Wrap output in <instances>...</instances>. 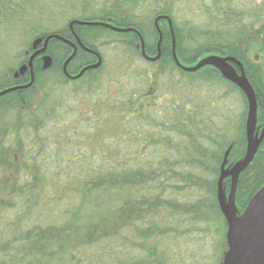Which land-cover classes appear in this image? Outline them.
<instances>
[{"label":"trees","instance_id":"1","mask_svg":"<svg viewBox=\"0 0 264 264\" xmlns=\"http://www.w3.org/2000/svg\"><path fill=\"white\" fill-rule=\"evenodd\" d=\"M0 35L21 44L0 62V264H221L218 178L244 156L247 101L212 66L180 68L172 40L185 66L241 61L259 134L264 0H0ZM49 35L50 65L29 64ZM263 183L264 136L238 213Z\"/></svg>","mask_w":264,"mask_h":264},{"label":"water","instance_id":"2","mask_svg":"<svg viewBox=\"0 0 264 264\" xmlns=\"http://www.w3.org/2000/svg\"><path fill=\"white\" fill-rule=\"evenodd\" d=\"M76 22L80 24H87V22L82 21ZM96 23L98 22H95L94 24ZM104 25L108 26V24ZM118 30L125 31L128 29ZM53 36L54 35H49L43 41L40 38L34 41V46L38 44H42V46L30 56L28 61L29 64H31V59L36 54L45 51L49 38ZM172 51L174 60L180 68L190 72L198 70L199 68L205 65L212 66L220 72L221 76L224 79L234 84L246 98V147L244 156L239 161H237L227 172H224L222 165L218 178L217 204L226 224V230L224 235L226 241V249L223 253L221 264H264V183L249 198L248 202L246 203V206L240 213H238L237 208L235 206V190L239 174L252 161L258 149V146L262 142L264 136V127L261 129L259 134L256 131L257 102L253 87L245 75L241 61L236 59L235 57L210 54L200 58L192 66H185L180 64L176 59V56L174 54L173 40ZM74 52L65 60L64 67L65 64L73 57ZM50 63V56H43V66L47 68ZM99 64L100 59H98L96 63L84 67L78 74L73 76V78L78 77L82 74L84 70L88 68L98 67ZM21 69L25 70V65H23ZM31 83L32 77L27 85ZM8 90L1 91L0 95L7 92ZM225 176H229L230 179V188L226 196L221 193L220 188L221 180Z\"/></svg>","mask_w":264,"mask_h":264},{"label":"rangeland","instance_id":"3","mask_svg":"<svg viewBox=\"0 0 264 264\" xmlns=\"http://www.w3.org/2000/svg\"><path fill=\"white\" fill-rule=\"evenodd\" d=\"M70 2L71 3H73V4H75V5H77V0H70ZM46 4V6H48V4H47V2L45 3ZM57 15V13L55 12L53 15H51V19H53V16L54 15ZM62 24V22L60 21H58V25H61ZM6 36V35H5ZM5 36H1L0 35V47H2V41L5 43V44H7L8 42H6L7 40H4V39H6L5 38ZM14 37H16L17 38V35H13ZM13 36H11V37H13ZM19 39L21 40L22 38L21 37H19ZM19 40V41H20ZM9 44H10V46H6V50L3 52L1 49H0V62L2 61V58H1V56H2V53H9L8 54V56H5V57H7L8 58V60L6 61V63L7 64H12V63H14V61H15V59L14 58H16V55H17V52L20 50V48H21V44H19V43H17V41H16V43H11L10 41H9ZM103 50L105 51V53L107 54V57L109 58V61L110 62H114L115 61V52H114V50H113V48H112V46L111 45H105V47H103ZM15 56V57H14ZM0 68H1V66H0ZM224 193H227V192H224ZM223 193V194H224ZM227 194H225V196H226ZM210 249L209 250H211V252H213V246H212V244L210 243Z\"/></svg>","mask_w":264,"mask_h":264},{"label":"flooded vegetation","instance_id":"4","mask_svg":"<svg viewBox=\"0 0 264 264\" xmlns=\"http://www.w3.org/2000/svg\"><path fill=\"white\" fill-rule=\"evenodd\" d=\"M41 46H42V44H38V46H35L36 48H31L32 50H31V51L29 50V51L27 52L28 55H30L32 51L35 52L36 50H38ZM34 50H35V51H34ZM41 53H43V52H41ZM41 53H38L36 56H39L40 58H42V57L44 56V54L41 56ZM74 75H75V74H71V73H70V75H68L69 79H70V76L73 77Z\"/></svg>","mask_w":264,"mask_h":264}]
</instances>
